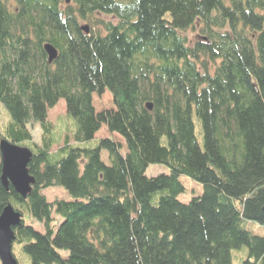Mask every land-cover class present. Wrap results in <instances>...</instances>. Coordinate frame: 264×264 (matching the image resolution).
<instances>
[{
  "label": "trees",
  "instance_id": "16d2710c",
  "mask_svg": "<svg viewBox=\"0 0 264 264\" xmlns=\"http://www.w3.org/2000/svg\"><path fill=\"white\" fill-rule=\"evenodd\" d=\"M106 90L115 107L97 111ZM60 99L67 133L48 119ZM0 101V139L32 150L35 177L24 199L0 163V214L10 202L45 227L13 228L19 264H233L243 246V264L264 263L244 225H264V0H0ZM103 124L124 143L86 146ZM182 174L203 186L189 202Z\"/></svg>",
  "mask_w": 264,
  "mask_h": 264
},
{
  "label": "rangeland",
  "instance_id": "374dc122",
  "mask_svg": "<svg viewBox=\"0 0 264 264\" xmlns=\"http://www.w3.org/2000/svg\"><path fill=\"white\" fill-rule=\"evenodd\" d=\"M189 35L193 38V40L196 38V33H193V31H189ZM94 105L96 107L97 111H100L105 108H113L115 107L113 96L109 90H106L102 94L95 93L94 95ZM48 119L55 124V126L65 133L69 132L71 128L73 127V119L67 116V107L66 102L64 99H60L58 103L48 109ZM11 115L7 108L4 106V104L0 101V129L4 130L7 126V124L11 121ZM29 128L31 129L33 139L36 142L41 141L42 137V130L39 123H33L29 125ZM105 136H112L116 138L117 140H120L124 143V139L121 135H119L116 132H110L105 124L102 125V127L97 131L95 134V141L91 140L85 143L86 146H94L96 145V140L100 137ZM71 142H73V138H71ZM200 142L203 144L202 136H200ZM126 145L124 144V147ZM58 148V145L53 146V150H56ZM101 156L103 160L106 163H110L108 152L106 149L101 150ZM1 160V156H0ZM169 168L167 165L163 163H151L146 168V175L148 176H154L159 173H168ZM180 180L185 186V191L182 192L179 195V199L183 202H189L193 196L200 195L203 192V186L202 183L199 181L182 174L180 175ZM42 192L47 196L49 200H53L55 198H64V199H72V196L70 193L61 186H51L46 189H43ZM235 203L237 206H240L239 201L235 200ZM53 216L56 218L57 221H61L62 217L56 210L53 211ZM23 219L27 222L32 224L37 229L44 231L45 227L42 222L38 221L35 218H32L27 212L23 215ZM245 227L249 230H251L253 233L258 235H264V225H261L257 222H254L252 220H246L244 223ZM14 253L16 257L19 259L22 263H29L30 260L27 257V254L22 250L20 245H14ZM247 246H243L241 248H235L233 249L232 256H233V264H243L244 259L247 257ZM65 253V252H63ZM1 264V260H0Z\"/></svg>",
  "mask_w": 264,
  "mask_h": 264
},
{
  "label": "water",
  "instance_id": "95a60500",
  "mask_svg": "<svg viewBox=\"0 0 264 264\" xmlns=\"http://www.w3.org/2000/svg\"><path fill=\"white\" fill-rule=\"evenodd\" d=\"M82 28L88 31L87 25ZM45 47L49 55V62H52L57 57L58 52L50 44ZM32 154V150L27 146L19 145L8 139H0L1 182L6 188L11 184L14 190L24 199L27 198L35 183V177L31 175L28 169ZM22 220L23 212L16 210L10 202L0 214L1 264H19L13 253V242L15 240L13 228L21 224Z\"/></svg>",
  "mask_w": 264,
  "mask_h": 264
}]
</instances>
